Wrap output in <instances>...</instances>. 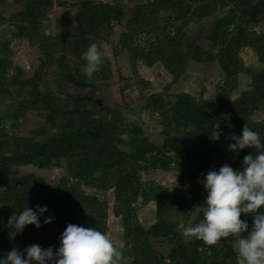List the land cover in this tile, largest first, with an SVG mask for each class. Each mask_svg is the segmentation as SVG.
I'll return each mask as SVG.
<instances>
[{
  "label": "trees",
  "instance_id": "trees-1",
  "mask_svg": "<svg viewBox=\"0 0 264 264\" xmlns=\"http://www.w3.org/2000/svg\"><path fill=\"white\" fill-rule=\"evenodd\" d=\"M53 2L0 0V26H11V37L25 41L37 53L36 67L26 76L13 61L11 40H0L2 255L32 244L58 248L68 224L95 227L106 234L111 207L121 228L122 264H236L229 238L212 246L200 240L185 243L178 227L203 219L207 192L198 183L201 173L225 163L241 168L246 155H255V149L246 148L237 158L217 134L234 130L240 135L247 124L264 141V120H254L256 113H264V0H143L136 4L134 0H81L75 3L72 31L50 35L44 26ZM6 6L21 10L5 16L1 8ZM206 20L210 23L204 37L206 48L195 40L186 45L185 29ZM115 24L121 27L118 45L131 71L124 89L135 88L142 109L159 117L161 131L155 140H149L141 127L128 122L118 110L95 105V81L112 78L102 44L110 40ZM92 43L100 47L104 62L88 77L83 53ZM245 49L254 53L259 68L245 66L240 56ZM190 61L218 66L217 98L169 95ZM155 64L172 81L153 95L147 94L151 84L141 77L139 67ZM50 67L58 69L52 84L45 81ZM242 75L250 77V85L233 99ZM69 84L86 89L90 96L72 94ZM38 111L44 114L45 128H36L28 136L12 132L20 118ZM51 129L57 132L50 133ZM122 133H127V141L120 139ZM32 167L60 169L63 175L51 185L27 169ZM171 170L186 181V197L142 180L145 172ZM107 192L112 194L111 206L98 197ZM149 203L155 206V220L144 228L138 222L136 205ZM37 205H47L44 216H54L53 222L43 224L41 218L40 228L29 225L15 236L9 218ZM241 219L248 221L250 230L251 216L241 214Z\"/></svg>",
  "mask_w": 264,
  "mask_h": 264
},
{
  "label": "clouds",
  "instance_id": "clouds-1",
  "mask_svg": "<svg viewBox=\"0 0 264 264\" xmlns=\"http://www.w3.org/2000/svg\"><path fill=\"white\" fill-rule=\"evenodd\" d=\"M86 61L84 72L88 77L100 70L103 53L96 43L88 46L83 53ZM134 119V117H129ZM218 138V137H217ZM121 140L127 141V133ZM227 148L238 158L241 150L255 149V155L243 158L241 168L234 169L228 163L218 169L212 168L201 173L202 184L207 192L203 219L184 229L185 243L203 241L205 245H216L221 239L232 237L236 241V264H264V141L260 133L247 124L240 135L231 134ZM47 205H37L34 209L25 207L19 214L13 213L8 224L15 236L33 225L37 229L52 223L54 216L45 217ZM241 214L251 216L253 223L249 230L246 219ZM59 247L43 248L32 244L25 249L12 248L0 256V264H122L123 254L112 240L95 227L68 224L59 237Z\"/></svg>",
  "mask_w": 264,
  "mask_h": 264
},
{
  "label": "rangeland",
  "instance_id": "rangeland-1",
  "mask_svg": "<svg viewBox=\"0 0 264 264\" xmlns=\"http://www.w3.org/2000/svg\"><path fill=\"white\" fill-rule=\"evenodd\" d=\"M11 1V0H9ZM81 0H54L53 9L47 16V21L44 26L45 33L50 35H64L72 31L74 26L75 16V3ZM95 2H107L111 3L113 0H92ZM143 0H134V4L142 2ZM132 7V5H131ZM21 8L17 6L2 7L1 11L5 16H9ZM212 20V18H211ZM210 20V21H211ZM210 29V23L208 20L200 23L199 25H190L185 29L186 32V45L192 41L196 45H200L202 48H206L204 41L205 35ZM14 30L8 24L0 26V40H11V49L14 56L13 61L16 65L24 69L26 76H31L33 70L36 67L37 53L31 49L28 44L20 39H13L11 36ZM121 32L119 25H114V32L107 43L102 44L103 53L110 61V68L112 71V78L106 82L95 81L97 88L94 92V101L97 107H110L115 111L118 110L122 113V116L128 121L135 123L142 128L145 135L149 140L156 139L158 133L161 131L159 125V117L151 116L147 110L142 109V102L139 101L137 90L124 89L125 80L130 78L131 71L126 54L120 51L118 45V36ZM245 66L251 68H259L260 64L256 61L254 53L245 49L240 54ZM58 69L50 67L47 70L45 81L52 84L53 79L56 77ZM139 73L142 78L149 81L151 89L147 91V94H159L164 88L171 83L172 78L167 72L159 65L155 64L153 67L147 68L145 66L139 67ZM221 81V74L216 64H201L190 61L186 68V73L178 84L171 87L169 92L170 96H175L179 93H187L195 98L209 99L217 98V85ZM250 85V77L242 75L239 77V86L233 93L232 98H236L241 91L246 90ZM69 91L75 95L90 96L86 89L69 84ZM4 103L0 100V115L3 112ZM134 117V119H129ZM254 120H264V113L258 112L254 116ZM11 123L7 122V130H11ZM39 127H46L44 114L42 112H32L18 120V126L15 127L12 132L19 135L28 136L32 130ZM48 130V128H47ZM56 129H51L50 133L55 134ZM231 134H236L234 130H228L217 134L219 140H221L225 146L229 143L226 139ZM32 172L44 177L49 184H55L59 177L63 175V171L60 169L52 168L47 170H37L35 168H27ZM142 180L148 182H154L165 188L169 194L177 195L180 197H186L189 193V188L186 181L174 170L170 172H145L142 174ZM87 193H93V190L86 189ZM100 199H106L111 206L113 198L111 192L99 193ZM137 206V219L140 225L144 228H148L154 223L155 220V206L153 203H149L145 206ZM187 225L179 224V232L184 233ZM106 235L112 240L114 246L118 251L122 252L123 243L121 240V228L119 220L113 217L111 207L109 209L108 219V231ZM229 243L236 251V241L229 237ZM0 256H3L0 252ZM124 261V258H123ZM126 261V260H125Z\"/></svg>",
  "mask_w": 264,
  "mask_h": 264
}]
</instances>
